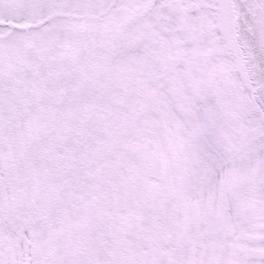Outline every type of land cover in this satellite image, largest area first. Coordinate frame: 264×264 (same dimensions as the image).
Masks as SVG:
<instances>
[{"label": "rangeland", "instance_id": "1", "mask_svg": "<svg viewBox=\"0 0 264 264\" xmlns=\"http://www.w3.org/2000/svg\"><path fill=\"white\" fill-rule=\"evenodd\" d=\"M218 2L0 0V264H264Z\"/></svg>", "mask_w": 264, "mask_h": 264}, {"label": "water", "instance_id": "2", "mask_svg": "<svg viewBox=\"0 0 264 264\" xmlns=\"http://www.w3.org/2000/svg\"><path fill=\"white\" fill-rule=\"evenodd\" d=\"M218 1L220 31L226 32L227 41L233 46L234 58L246 75L243 81L249 84L251 102L264 122V0Z\"/></svg>", "mask_w": 264, "mask_h": 264}, {"label": "bare ground", "instance_id": "3", "mask_svg": "<svg viewBox=\"0 0 264 264\" xmlns=\"http://www.w3.org/2000/svg\"><path fill=\"white\" fill-rule=\"evenodd\" d=\"M218 4H219V2H218ZM219 11H220V4H219V9H218ZM219 21H220V23H221V25H222V22H221V16H220V14H219ZM225 33V35H226V32H224ZM226 41H227V35H226ZM228 42V41H227ZM228 46H230V52H231V55H232V57L234 58V53H233V46H231L230 45V43H228ZM234 60H235V63H236V66H237V70H238V73H239V75L241 76H239L240 77V79L242 80V85L246 88V91H247V87H248V85H246V82H244L243 81V77H244V75H243V73H242V71H241V68H240V65H239V62H238V60L236 59V58H234ZM247 93H248V91H247ZM249 95V94H248ZM252 103V102H251ZM253 105V104H252ZM253 107H254V105H253ZM254 110H255V112L261 117V119H262V116H261V114H259V111H257V108H255L254 107ZM262 121H263V119H262Z\"/></svg>", "mask_w": 264, "mask_h": 264}]
</instances>
